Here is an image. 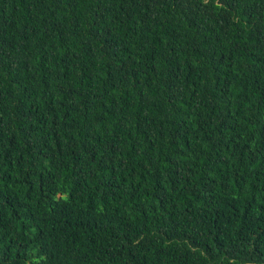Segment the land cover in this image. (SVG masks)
Masks as SVG:
<instances>
[{"label": "trees", "instance_id": "obj_1", "mask_svg": "<svg viewBox=\"0 0 264 264\" xmlns=\"http://www.w3.org/2000/svg\"><path fill=\"white\" fill-rule=\"evenodd\" d=\"M0 264H264V0H0Z\"/></svg>", "mask_w": 264, "mask_h": 264}]
</instances>
